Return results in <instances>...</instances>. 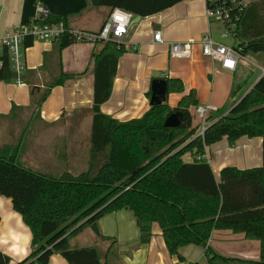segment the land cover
I'll return each instance as SVG.
<instances>
[{"label": "trees", "instance_id": "obj_1", "mask_svg": "<svg viewBox=\"0 0 264 264\" xmlns=\"http://www.w3.org/2000/svg\"><path fill=\"white\" fill-rule=\"evenodd\" d=\"M184 0H86L87 8L120 9L147 18ZM60 19L48 17L47 24ZM65 26L70 28L64 19ZM239 38L241 56L264 55V0H254L240 15L233 35ZM53 43L59 50L73 45L69 36ZM30 47L31 40L25 42ZM90 64L94 77L88 170L58 176L38 173L17 162V149L0 155V197L11 201L31 232V253L17 264H49L60 255L68 264H113L115 241L103 237L97 223L105 215L130 211L139 230V242L148 244L156 225L170 257L183 260L186 246L205 248L201 264H264V167L239 171L225 168L216 182L204 160V149L226 138L230 146L243 137L262 139L264 161V75L230 111L209 125L203 137L191 129L189 108L196 107L193 91L177 107L151 106L139 119L118 122L100 112L108 101L118 59L125 48L115 42L94 45ZM0 82H12L6 51L1 55ZM77 76L60 73L43 90L33 88L31 106L36 111L52 88ZM167 95L184 93L179 80H165ZM150 97V95H149ZM180 112L177 128L164 127L166 118ZM186 154L195 159L186 163ZM95 174L92 175V170ZM91 230L102 248H74L72 240ZM215 230H230L259 242V260L243 261L216 254L207 247ZM0 252V264H9Z\"/></svg>", "mask_w": 264, "mask_h": 264}, {"label": "crops", "instance_id": "obj_2", "mask_svg": "<svg viewBox=\"0 0 264 264\" xmlns=\"http://www.w3.org/2000/svg\"><path fill=\"white\" fill-rule=\"evenodd\" d=\"M38 5L46 9L50 17L65 19L71 29L90 33L99 31L110 13L107 8H103L104 12L98 7L87 8L86 0H0V36L35 19ZM205 10L204 0H184L154 16L138 21L133 17L128 34L120 44L126 51L118 59L110 97L100 106V112L118 122L139 119L151 107V81L175 79L185 90L182 94L167 95L165 103L169 108H176L180 100L193 91L197 106L211 105L217 109L208 112L207 127L225 116L263 76L264 57L259 56L262 54L241 56L235 72H228L203 57L196 43L188 60L171 59L168 56L169 43L198 42L208 33L228 47L238 46L237 35L223 38L222 26L209 22ZM155 32H160L161 44L154 42ZM94 47L74 43L60 51L56 43L32 41L25 53L22 82H0V119H16L24 115L37 123L25 132L39 135L36 145L41 165L28 166L38 173L58 176L70 172L65 168L89 163L90 131L80 125L83 115L91 116L94 77L90 59ZM60 73L77 77L52 88L32 115V89L37 92L45 89ZM194 110L195 107L188 110L191 129L199 131L201 122ZM185 157H188L187 161ZM194 159L191 154L183 157L186 163ZM196 160H204L218 182L225 168L244 171L264 167L262 139L243 137L230 146L223 138L206 147L204 154ZM38 168H42L41 172ZM97 226L103 237L115 241L118 258L112 261L113 264H201L199 261L204 259L205 248L197 246L181 248L179 253L183 260L170 257L156 225L152 228L149 243L140 244L134 215L127 210L103 216ZM31 238L30 230L12 209L11 201L0 197V252L9 258V264H17L29 256ZM72 246L102 248L105 253L107 244L100 243L88 229L72 240ZM207 247L225 258L259 260V242L230 230L213 231ZM49 264L68 263L55 254L50 257Z\"/></svg>", "mask_w": 264, "mask_h": 264}, {"label": "built area", "instance_id": "obj_3", "mask_svg": "<svg viewBox=\"0 0 264 264\" xmlns=\"http://www.w3.org/2000/svg\"><path fill=\"white\" fill-rule=\"evenodd\" d=\"M254 0H204L205 15L209 22H215L223 28V38L232 36L236 29L240 15L247 6ZM36 18L27 25L10 30L0 36V58L3 51L7 52L11 71L15 74L14 82L21 83V77L25 70L26 40L31 42H54L55 40L69 36L74 43H86L95 45L98 43L115 42L121 44L123 38L128 34L132 25L133 15L120 9H113L99 31L95 33L79 31L67 28L64 19L55 24H47L45 20L49 13L42 6L36 8ZM153 40L162 43L160 32H155ZM199 44L203 57L212 62L218 63L222 70L235 72L241 48H231L215 41L210 34H205L198 42L188 41L185 43H169L168 56L175 60H188L191 57L192 47ZM2 61L0 59V67ZM264 75V68L261 70ZM195 115L201 122L197 136L203 137L207 126L205 124L208 112H215L217 109L211 105L196 106ZM174 264H184L175 262Z\"/></svg>", "mask_w": 264, "mask_h": 264}, {"label": "rangeland", "instance_id": "obj_4", "mask_svg": "<svg viewBox=\"0 0 264 264\" xmlns=\"http://www.w3.org/2000/svg\"><path fill=\"white\" fill-rule=\"evenodd\" d=\"M105 9L102 8L101 11L104 12ZM250 56L253 57L252 55ZM259 56L264 57L263 55H259ZM244 69L245 67H243V70ZM34 114H35V110L33 109L32 115ZM81 119L82 120L80 127L88 129V131H90L91 116L83 115ZM30 126H37V123L35 122V120L28 119V117L24 115L16 119L13 118L0 119V155H5L3 153H11V151H13L14 149H18L16 152V157H17V162L19 164L21 165L23 164V166L25 167H28L30 165H33L34 167H39L41 164L38 162V158H39L37 152L38 148L36 145L38 142L37 138H39V135L30 134L31 132L28 133L25 132L27 128ZM24 128L26 129L23 131ZM19 147H20V151H19ZM187 158L188 157H185L186 161L188 160ZM38 169L41 172L42 168H38ZM67 169L72 174L78 175L86 172L88 170V165L80 164L70 168H65V170ZM91 174L92 175L95 174V169L92 170ZM199 262L202 263L203 261L200 260Z\"/></svg>", "mask_w": 264, "mask_h": 264}, {"label": "water", "instance_id": "obj_5", "mask_svg": "<svg viewBox=\"0 0 264 264\" xmlns=\"http://www.w3.org/2000/svg\"><path fill=\"white\" fill-rule=\"evenodd\" d=\"M137 21L139 20V17L135 18ZM150 100L149 104L150 106H160L165 103L166 97H167V85L165 80L163 79H154L151 81L150 86ZM182 120V114L180 112H174L170 114L165 122L164 127L173 129L179 127Z\"/></svg>", "mask_w": 264, "mask_h": 264}]
</instances>
